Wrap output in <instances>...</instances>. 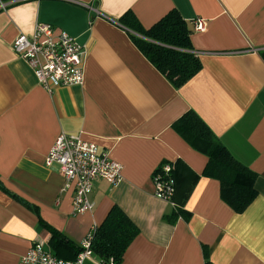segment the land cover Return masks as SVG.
<instances>
[{
    "label": "crops",
    "instance_id": "0c3cea01",
    "mask_svg": "<svg viewBox=\"0 0 264 264\" xmlns=\"http://www.w3.org/2000/svg\"><path fill=\"white\" fill-rule=\"evenodd\" d=\"M0 264H19L36 243L66 261L120 207L140 229L122 264H264V0H0ZM177 10L202 70L175 88L120 24L131 12L150 29ZM203 19L204 32L194 21ZM36 24L77 40L86 53L82 86L38 83L13 51ZM196 113L219 143L256 175L257 196L236 213L209 157L184 125ZM61 133L81 135L122 167L113 186L97 180L94 209L75 215L74 188L46 157ZM204 145V144H203ZM175 166L172 202L155 196L153 176ZM189 191L188 197L186 193ZM184 202V203H183ZM183 214L175 224L164 218ZM48 226L67 240L53 245ZM69 242V243H68ZM55 247H58L55 249ZM100 262L93 255L84 264Z\"/></svg>",
    "mask_w": 264,
    "mask_h": 264
},
{
    "label": "trees",
    "instance_id": "16d2710c",
    "mask_svg": "<svg viewBox=\"0 0 264 264\" xmlns=\"http://www.w3.org/2000/svg\"><path fill=\"white\" fill-rule=\"evenodd\" d=\"M120 24L128 31L140 52L175 88H182L202 70V63L191 43V31L177 10L171 11L150 29H144L131 12L121 18ZM183 120L192 138L205 147L204 153L209 157L203 175L219 180L222 199L236 213H243L257 196L256 175L218 142L196 113H186ZM171 174L176 184L173 201L177 192L174 165ZM0 189L25 204L10 193L1 180ZM188 194L189 191L185 197ZM181 214L183 212L178 210L164 219L175 224ZM48 230L53 245L60 246L67 242L60 232L49 226ZM139 234L140 229L125 212L120 207L113 206L104 222L93 231V255L103 264H122L127 249ZM74 248L79 253L82 251L81 246Z\"/></svg>",
    "mask_w": 264,
    "mask_h": 264
},
{
    "label": "built area",
    "instance_id": "2783aa9c",
    "mask_svg": "<svg viewBox=\"0 0 264 264\" xmlns=\"http://www.w3.org/2000/svg\"><path fill=\"white\" fill-rule=\"evenodd\" d=\"M8 6L2 4L0 9ZM194 27L196 32H204L206 23L203 19H197ZM13 51L28 64L39 85L50 94L56 88L84 84L86 53L83 47L65 32L56 33V29L50 25L36 24L30 37L24 34L17 36ZM45 161L47 167L58 168L65 180V190L74 188L75 215L93 211L91 194L97 180H104L113 186L122 181V165L98 145L84 141L81 135L61 133ZM171 171L172 165L165 163L153 176L156 198L167 202H172L175 191ZM92 238L93 232L82 242V251L74 261L63 260L36 243L19 264H84L93 257Z\"/></svg>",
    "mask_w": 264,
    "mask_h": 264
},
{
    "label": "bare ground",
    "instance_id": "6f19581e",
    "mask_svg": "<svg viewBox=\"0 0 264 264\" xmlns=\"http://www.w3.org/2000/svg\"><path fill=\"white\" fill-rule=\"evenodd\" d=\"M176 185V184H175Z\"/></svg>",
    "mask_w": 264,
    "mask_h": 264
}]
</instances>
